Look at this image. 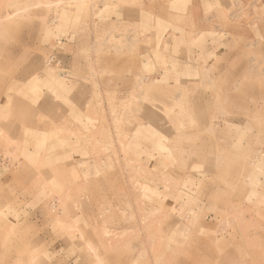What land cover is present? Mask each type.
Masks as SVG:
<instances>
[{
    "label": "rangeland",
    "instance_id": "1",
    "mask_svg": "<svg viewBox=\"0 0 264 264\" xmlns=\"http://www.w3.org/2000/svg\"><path fill=\"white\" fill-rule=\"evenodd\" d=\"M144 1L0 0V264H264V0Z\"/></svg>",
    "mask_w": 264,
    "mask_h": 264
},
{
    "label": "crops",
    "instance_id": "2",
    "mask_svg": "<svg viewBox=\"0 0 264 264\" xmlns=\"http://www.w3.org/2000/svg\"><path fill=\"white\" fill-rule=\"evenodd\" d=\"M145 1H149L148 2V5L149 6H154V7H156V8H162V5H163V9H161V10H157V9H155V10H157V11H159V12H157L158 14L160 13V15H167V16H171V17H175L174 15H176V12H174V10H172L171 8H170V3H171V0H145ZM145 1L143 2V4L145 3ZM176 2H179V0H175ZM187 1V3H186V15L188 14V18H189V16L192 18L191 20H194V21H196L197 23L198 22H200V21H202L203 23H207L208 22V20L206 19V17H205V15L204 14H201V11H200V8L202 9L204 6H206L207 5V3H210L211 5L213 4V3H215L214 1L215 0H186ZM220 1V2H219ZM227 1L228 0H218V2H219V5H221V6H223V4L224 3H226V5H227ZM221 3V4H220ZM132 0H123V5H122V8H123V11H121V19H122V21L125 23V22H129V23H132V21L134 22V23H140L141 22V20H142V15H145L143 12H142V10H139V12L138 11H135L133 8H132ZM141 5H142V2H141ZM155 12V11H154ZM146 13V12H145ZM158 14H155V15H158ZM149 15V14H148ZM121 19L120 20H118V21H114L113 22V28H111V29H114V31L116 32V33H118L119 31H121L122 32V29L124 28V27H126V25H120L119 24V22H122L121 21ZM132 20V21H131ZM198 20V21H197ZM260 21H261V19H259L258 21H257V27H256V29L255 30H251V32H253V33H256V34H258L259 35V33H260V31H261V26H260ZM194 23V22H193ZM262 23H264V21L262 22ZM117 24V25H116ZM125 29V28H124ZM191 29V28H190ZM204 30H206V31H204V38H207V39H212V38H215V36H213V35H211L210 34V36H207L206 35V33H208V31H207V29L205 28ZM114 32V33H115ZM245 34V33H244ZM243 34V35H244ZM242 35V36H243ZM194 37V34L192 35V38ZM133 38L134 37H131V39L133 40ZM130 39V40H131ZM65 40L67 41V39L65 38ZM128 42V41H127ZM53 43H55V42H53ZM56 43L57 44H62V43H59V41H56ZM115 47L116 46H109V50H108V52H103V54H106L107 55V58L110 56V60H111V58H112V51H114V54H116V50H115ZM92 51H94L93 49H91ZM122 51H124V52H128L129 51V48L128 47H126V48H124Z\"/></svg>",
    "mask_w": 264,
    "mask_h": 264
}]
</instances>
